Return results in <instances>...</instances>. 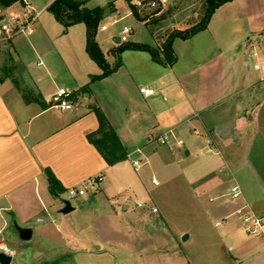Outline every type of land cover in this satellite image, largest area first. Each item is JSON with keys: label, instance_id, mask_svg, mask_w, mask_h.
<instances>
[{"label": "crops", "instance_id": "1", "mask_svg": "<svg viewBox=\"0 0 264 264\" xmlns=\"http://www.w3.org/2000/svg\"><path fill=\"white\" fill-rule=\"evenodd\" d=\"M170 1L172 7L180 0ZM101 4L117 11L114 2L101 0ZM140 11L137 8L134 15ZM247 23V33L262 42L264 23ZM17 40L0 47V227L16 223L32 229L34 235V224L44 223L42 215L51 219L54 199L99 175L104 176L99 192L110 197L109 204L103 206L106 217H117L122 207L129 211V206L118 204L129 195L124 190L114 191V179L126 185L131 194L151 197L154 187L179 178L192 186L203 183L204 191L221 195L237 184L243 197L233 203L234 213L248 204L255 213L264 215V75L253 74L245 59L237 64L234 55V62H228L227 52L215 40L212 56L176 54L175 64L161 63L160 68L154 60L144 58L149 76L143 83L133 78L125 84L122 80L113 82V76L94 81L102 69L92 59L79 58L77 50L73 51L77 62L58 63L55 56L61 54L54 48L33 46L30 52L17 46ZM211 57L215 59L208 63ZM40 62L43 65L38 66ZM5 69L14 72L15 78L4 76ZM24 76L32 85L33 98L43 100V104L26 100L27 90L16 80L25 82ZM142 87L153 88L156 94L145 97L140 93ZM59 88L74 91L72 110L59 111L48 104ZM96 110L107 117L127 149L126 160L109 165L89 142L88 135L99 129ZM169 130L185 145H160L158 138ZM136 160L142 162V171L133 166ZM127 165L140 173L138 185ZM48 171L60 183L57 195L51 193ZM81 199L76 207L72 203L71 213L77 214L70 216L66 236L74 234L79 222L86 224L83 218L79 221L80 214L90 206ZM93 207H98L96 201ZM152 214L142 212L146 219ZM260 239L264 243V235ZM250 243L254 252L263 248L255 241ZM66 250L70 258L74 249Z\"/></svg>", "mask_w": 264, "mask_h": 264}, {"label": "rangeland", "instance_id": "2", "mask_svg": "<svg viewBox=\"0 0 264 264\" xmlns=\"http://www.w3.org/2000/svg\"><path fill=\"white\" fill-rule=\"evenodd\" d=\"M53 1L30 0L38 11L50 6ZM83 1L89 8L95 5L103 8V20L97 30L96 42L112 67L121 63L110 75L113 76L111 80L115 83L122 80L125 84L133 82V78L138 83H143L149 76L148 64L144 58L153 62V57L146 51H118L121 44L117 45L116 40L121 38L124 27L134 30L128 36V43L147 45L160 52L173 34L185 32L200 24L207 12L206 3L200 0H180L172 7L160 5L157 9L145 6L140 8L138 16L132 13L131 6L134 5L131 0H107L108 3H115L117 11L103 6L101 0ZM10 11L6 10L4 15H8ZM114 19L119 22L113 23ZM247 20L251 25L264 23V0H233L224 4L213 14L206 33L200 32L198 34L201 35L188 40L175 38L173 50L182 57L193 53L212 56L216 40L227 52L225 58L228 62H234V57L237 56V64L245 59L253 74L264 75L263 70L257 71L254 68L255 64L264 65V38L262 42H257L252 34L247 33ZM103 25L109 26L107 31L102 30ZM34 34L31 40L18 38L15 44L30 52L33 46L52 47L61 54L55 56L58 63L77 62L73 53L76 50L79 58L91 59L85 51L86 25L81 23L65 27L49 7L38 20ZM35 39L38 40L37 43ZM254 52H257V58L252 56ZM210 59L208 63L215 57ZM30 61L32 63L33 60ZM156 63L160 68L161 63ZM2 73L11 78L16 76L9 69ZM24 77L25 82L21 78L16 80L20 82V87L27 90L28 95H33L29 78ZM48 92L49 89L45 93ZM127 167L130 177L138 185L140 173H136L129 165ZM146 177L151 181V174L148 173ZM113 185L116 193L124 190L129 195L118 200V204L129 206V211L124 212L122 207L117 217H106L103 206L109 204L110 197L99 192L100 189L96 194L90 191L84 197L90 207L86 208V213L80 214L79 219L86 220V224L79 222L74 227L72 236H66L67 227L71 226V219L77 213H59L66 195L54 199L51 219L42 215L44 223L34 224L35 232L30 241H22L14 224H8L5 238L16 252L12 264H264L263 240L260 235L246 233L241 216L234 213V202L225 196L228 192L221 195L204 191L203 183L192 186L180 178L171 180L165 186L154 187L151 197L141 194L138 196L134 192L131 194L126 185L115 179ZM152 187L150 184V188ZM81 201V198L73 200V206H78ZM95 201L97 208L93 207ZM139 201L151 204L158 212L148 219L144 218L142 212L149 210L136 208L134 204ZM52 220L56 221L53 223ZM219 221L224 223L221 227H216L215 224ZM185 234L189 238L183 241ZM250 241H255V244L263 248L254 252ZM64 246L74 249L70 258H67L68 250ZM35 250L37 251L34 252ZM43 252L46 253L45 256H42Z\"/></svg>", "mask_w": 264, "mask_h": 264}, {"label": "built area", "instance_id": "3", "mask_svg": "<svg viewBox=\"0 0 264 264\" xmlns=\"http://www.w3.org/2000/svg\"><path fill=\"white\" fill-rule=\"evenodd\" d=\"M172 3L170 0H137L134 2V6L137 8H144L145 6L151 7L153 9H157L158 6H170ZM18 6V7H17ZM49 6L45 7L42 10H36L30 0H20L16 5L7 9L11 10L8 15H4L6 10L0 9V47L12 42L16 38L24 37L29 38L34 35L36 30V24L43 12ZM133 13V12H132ZM5 16V17H4ZM119 20L114 19L113 23H118ZM108 25H103L102 30L107 31ZM134 32L133 28L124 27L121 32L120 43H127L128 36ZM253 51L256 48L252 47ZM253 57H257V52L252 54ZM43 65L42 62L38 63V66ZM255 70L261 71L264 70V65L255 64ZM140 93L145 97H153L156 92L153 88L142 87L140 88ZM74 91L66 88H59L56 92L51 96L48 104L51 108L57 109L59 111H70L74 108L73 98ZM158 142L162 146H169L172 144H176L178 147H182L185 145V142L182 139H177L173 130H169L158 138ZM211 141H207L208 145H211ZM133 166L136 169H140L143 165L142 162L136 160L133 162ZM104 182V176H93L83 182L82 184L70 188L66 192V198L64 201H70L72 203L73 200L77 198H84L91 191L92 193H97L101 188L102 183ZM226 198L233 202H237L242 199L243 192L239 185H233L229 188L228 193L225 195ZM136 208L138 209H148L152 213H157V208L153 207L151 204L145 203H137ZM236 214L241 216L243 221L245 231L249 235H264V215H259L254 212V210L248 205L245 204L239 207L236 211ZM55 222V220H53ZM224 221L216 222V227H221ZM5 227H0V254L5 257L11 258L12 262L16 255V252L13 248H11L5 238ZM0 264H3L0 262ZM12 264V263H11Z\"/></svg>", "mask_w": 264, "mask_h": 264}, {"label": "trees", "instance_id": "4", "mask_svg": "<svg viewBox=\"0 0 264 264\" xmlns=\"http://www.w3.org/2000/svg\"><path fill=\"white\" fill-rule=\"evenodd\" d=\"M20 0H0V9L7 10L16 5ZM129 1V0H128ZM181 1H195V0H181ZM204 1L207 6V12L202 22L185 32H179L173 34L163 46V49L159 52L153 50L151 47L143 44H130L122 43L118 47L119 52L132 50V51H146L151 53L153 60L159 63H167L173 65L177 61L176 54L173 50V42L175 38L179 37L184 40H188L198 33L205 31L210 23V20L215 11L224 4L233 0H200ZM131 6V3H130ZM133 14L137 13V8L131 6ZM49 9L54 13L56 19L62 23L65 27H71L77 24H85L87 27V52L91 59L98 64L102 69V74L95 80H101L109 77L117 68L121 65L118 63L114 67L110 65L107 57L99 44L96 42V35L98 27L103 20V8L97 7L89 9L86 7V2L83 0H55ZM88 86H85L87 89ZM26 91V90H25ZM26 100L30 101L35 99L40 104H43V100L33 98L32 95L24 93ZM96 114L99 119V129L88 135V140L93 144L100 154L104 157L109 165H115L128 158V151L120 142L115 130L112 128L107 117L100 111L96 110ZM50 190L53 195H57L61 191L59 187L60 183L54 177V175L48 171Z\"/></svg>", "mask_w": 264, "mask_h": 264}, {"label": "water", "instance_id": "5", "mask_svg": "<svg viewBox=\"0 0 264 264\" xmlns=\"http://www.w3.org/2000/svg\"><path fill=\"white\" fill-rule=\"evenodd\" d=\"M116 44L117 45H120V40H116ZM64 203V208L61 210V213L62 214H69L71 212L74 211V207L72 206V203L70 201H63ZM14 227L18 233V236L19 238L22 240V241H30L33 237V231L32 229L30 228H22L20 226H18V224H14ZM189 238V235L185 234L183 236V241H186L187 239ZM0 262L3 263V264H11L12 263V259L11 258H8V257H5L4 255L0 254Z\"/></svg>", "mask_w": 264, "mask_h": 264}]
</instances>
